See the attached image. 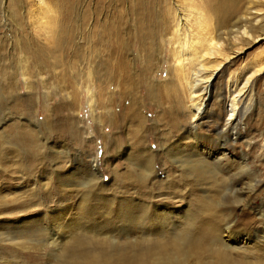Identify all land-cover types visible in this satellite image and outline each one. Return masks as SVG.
Returning a JSON list of instances; mask_svg holds the SVG:
<instances>
[{
    "label": "rangeland",
    "instance_id": "374dc122",
    "mask_svg": "<svg viewBox=\"0 0 264 264\" xmlns=\"http://www.w3.org/2000/svg\"><path fill=\"white\" fill-rule=\"evenodd\" d=\"M42 2L46 3L47 7L39 5L38 0H0V100L3 104L0 105L3 106L0 108L1 233L13 227L34 223L45 215L48 208H54L51 200L43 198L45 197L43 186H47L48 183L49 186H57L55 172L63 174L64 184L69 186L68 189L76 191L79 190L76 186L86 182L88 178L86 168L91 167L94 160L97 162L101 177L97 182L105 189L103 198L110 199V194H113L114 198L110 200H116L114 202L130 198L139 201L135 196L129 195L134 192L131 189L136 186H155V190L149 191L150 196L155 198L148 203L157 201L158 208L165 206L168 213L174 217L176 223L174 227H180L178 223L181 222L180 215L183 212H194V199L205 194L213 196L211 192H219L217 188L220 186L222 192L223 186L230 185L231 181L233 186L238 185L244 189L247 186H259L250 195L246 206L235 205L236 215L245 210L251 217L258 212L264 213L262 208L264 205V69L252 76L247 88L248 93L246 92L245 99L239 104L237 131L242 140L233 141L231 131L227 128L223 129L227 118L228 84L230 82L235 85L237 82V86L241 87L249 75L246 72L247 66L264 55V37L243 41L242 54L227 63L222 73L212 83L213 96L205 103L200 114L201 118L195 122L196 126L192 130L195 135L188 138L184 130L189 127L186 110L187 91L184 85L177 84L176 75L170 69L169 45L163 51L166 54L163 64L155 69L156 56H158L156 50H159V45L162 43L158 32L153 39L144 38L147 40L143 44L132 43L136 42L137 30H164L160 18L164 6H161L157 0H42ZM46 8L47 10L55 8L56 12L47 15ZM54 30H61L60 38H57L59 41L53 39ZM113 30H118L119 37L128 44L123 56H128L129 52L139 55L140 51H136L138 48L144 50V53L141 52L138 56L141 57L138 68L141 62H144L142 59L151 57L150 61H153L152 78L159 83L157 101L149 100L145 94L141 85L144 79L136 85V93L142 101L141 111L143 114L146 113L148 119L142 125L143 131H138L137 123L125 120L121 115V98L117 95L119 88L114 87L116 84L114 81L110 82L112 86L109 87V91L114 98L107 114L112 117L110 112L115 111L117 122L114 126L110 125L106 118L102 120L103 123L98 122L100 95L97 93L99 91L97 84L105 74V69L104 66L96 65L100 60L98 56L107 60L112 54L110 44L113 41ZM254 34L253 39L261 36L258 32ZM24 78L30 84L28 90L24 85ZM12 83L11 88L9 86ZM4 94L5 96H2ZM15 96L23 101H30L18 109L14 104ZM172 110H175L174 113ZM165 112L169 113L176 123L178 121L181 124L184 121L180 129L177 128L174 132L168 128L169 118L164 115ZM61 126L66 128L70 126L75 130L73 132L63 130L60 135L57 131ZM28 128L35 134L25 131ZM222 129L227 138L225 147L219 146L216 141L217 132ZM37 135L41 140H35L32 145V139H37ZM26 143L34 148H29V152L32 151L29 158L24 149ZM37 145L40 147L37 148ZM195 145L199 151H204L207 162L212 165L211 169L222 162L219 174L222 175L221 179L218 178L217 181L210 177L205 181L198 179L196 172L181 170L173 165L170 162L172 158L166 154H174L180 146L189 151L193 147L195 153L197 150ZM147 147L152 151L154 172L149 181L143 179L146 166L137 162L135 167L129 163V160H134L131 156L141 155L142 152H146ZM61 152L65 155L61 156ZM23 157L26 160L22 161ZM219 157L222 158L217 161ZM27 159L31 165L25 167ZM180 178L183 180L182 183L178 182ZM86 185L90 186L89 183ZM35 186L39 188L36 192L40 199L29 202L35 201L34 203L42 205L23 206L21 199L15 201V198L23 197L21 194L25 191L30 192ZM119 186L124 188L115 191ZM244 189L243 199L247 193ZM223 193V195L218 193L214 198L215 203H225V207H231V196L229 197L227 192ZM159 194L167 197L169 195L170 198L156 196ZM74 196L75 193H66V197L60 200L65 208L75 207L79 203V199ZM107 215L98 210L97 224L106 223L113 230L112 227L117 221L112 213L109 215L111 218ZM6 226L8 230H5ZM256 227L264 230V224H256ZM30 228L34 230V227ZM14 229L19 231L18 228ZM171 234H165L163 238L170 241L173 238ZM49 252L47 250L43 254ZM186 264H195V259L188 258Z\"/></svg>",
    "mask_w": 264,
    "mask_h": 264
},
{
    "label": "bare ground",
    "instance_id": "6f19581e",
    "mask_svg": "<svg viewBox=\"0 0 264 264\" xmlns=\"http://www.w3.org/2000/svg\"><path fill=\"white\" fill-rule=\"evenodd\" d=\"M157 1L161 6H164L163 14L160 15L164 30H137L136 42L132 43L136 45L137 42H141L143 44L147 40L144 38L152 37L153 39V36H156L158 32L162 43L160 42L159 50H156L158 56H156L157 65L154 66L155 69H158V65L163 64V58L166 55L163 51L169 45L170 69L176 75L177 84L184 85L187 91L186 110L188 111L187 125L189 127L184 130L189 138L195 135L192 131L196 126L195 122L201 118L200 114L205 103L213 96L212 83L222 73L225 65L242 54L243 41L264 37V0ZM38 4L47 7L42 0H38ZM54 9L47 10L46 8L47 15L49 13L54 14L56 12ZM255 32L261 33V36L253 39ZM112 33L113 41L110 44L112 54L107 60L98 56V60H100L96 65L97 67L104 66L105 69V74L102 75L97 84L99 89L97 93L100 95L98 122L103 123L104 118L112 126L117 122L115 111L110 112L112 117L107 114L114 98V95L109 91V87L112 86L110 82L114 81L116 83L114 87L119 88L117 95L121 98V115L125 120L137 123L138 131H143L142 125L148 119L146 113L143 114L141 111L142 105L140 106V104L142 101L139 99V94L136 93V85L144 79L141 85H143L145 94L149 100L157 101L159 83L152 78L153 61H150L151 57L142 59L144 62H141L140 68H138L141 58L138 56L141 52L144 53V50L138 48L136 51H140L139 55L129 52L128 56H123L124 52L127 51L128 44L119 37L118 30H113ZM60 35L61 30H54L53 39L59 41L57 38H60ZM57 65L60 66V64ZM263 69L264 55L247 66L246 72L249 75L247 74L248 77L245 78L241 87L237 86V82L235 85L230 82L228 84L227 118L223 129L227 128L231 131L233 141L242 140L237 131L239 104L246 97L245 94L248 91L247 88L252 76L260 73ZM24 85L27 90L30 88L26 78H24ZM9 87L12 88L13 83ZM15 99L14 104L18 109L30 101H23L16 96ZM2 107L0 106V108ZM164 115L169 118L167 119V126L171 130L180 129L179 127L183 125L184 121L181 124L178 121L176 123L169 113L165 112ZM33 126L37 128L36 125ZM223 129L217 132L218 138L216 140L221 147H225L227 144ZM63 130L73 132L75 129L70 126L67 128L61 126L60 130L57 131L58 134L61 135ZM25 131H28L29 134H35L29 128ZM77 136L79 137V135ZM102 139L104 138L102 137ZM35 140H41L40 136L37 135V139H32V145ZM32 145L26 143L24 146L28 158L32 152H29ZM39 147L40 145H37V148ZM178 148L179 150L172 155L166 153L169 158H172L170 162L173 165L181 170L187 169L189 172H196V177L203 179V181L207 177L214 178L216 181L218 178H222V175H219L222 162L216 163L217 165L211 169L212 165L207 162L204 151H199L197 147L195 153L193 147L191 151L182 146ZM23 154L25 155V153ZM63 154L65 155V153ZM131 157L134 160H129V163L135 167H137L135 164L137 162L146 166L143 179L149 181L154 173L152 170L153 155L150 148L147 147L146 152H142L141 155ZM222 157L224 158V156ZM222 157H219L217 161H220ZM21 160H26V158L23 157ZM26 163L25 167L28 164L31 165L29 160ZM86 169L89 179L87 178L84 184L80 183L79 186H76L79 188L76 191L68 189L69 186L63 182V174L58 171L55 172L59 186L57 183V186H49V183L47 186H43L45 188V197L43 196V198L48 201L51 200L54 203V208H48L45 215L34 223L13 227L10 230L6 226L5 230L8 231L0 232V264H32L33 262H37L36 264H186L188 258L195 259V264H264V230L256 227V224H264V213L255 214V212L253 217L250 216L249 212H245L246 210H243L244 212L239 213V215L235 213V205L246 206L250 195L259 186H247L244 189L238 185L233 186V181H231L230 185L223 186L222 192H220V186L217 188L219 192H211L213 196H208V194L203 197L199 196L193 200L194 212H183L180 215L181 222L178 223L180 227H174L176 224L173 220L174 217L168 213L165 206L162 205L163 207L158 208L157 201L148 203L155 198L149 194V191L155 190V186H136L131 189L134 192L129 195L135 196L139 201H134L136 199L133 200L129 197L131 200L120 199L114 202L116 200H110L114 198L113 194L107 195L110 199L102 197L105 189L103 186H99V182H97L101 177L96 160L92 161L91 167ZM47 176L49 177L48 174ZM182 181V178L178 179V182L182 183ZM87 183L90 186H87ZM122 188L124 187L119 186L115 191L122 190ZM38 189L35 186L30 192L25 191L21 194L23 197L15 198V201L21 199L23 206L30 204L39 207L42 204L34 203L35 201L29 202L40 199L36 192ZM243 189L247 191L246 196L244 195L245 199H243ZM223 192H227L228 196H231V207H225V203H215L214 198L218 193L223 195ZM66 193H75L74 197L79 199V203L75 207L70 206L67 209L60 201L66 197ZM168 198H170L169 195ZM94 201H97L96 204H91ZM112 206H114V212H112ZM98 210L107 213V216L111 213L114 215L117 222L112 227L113 230L106 223L99 225L98 222L97 224L96 212ZM31 226L34 227V230L30 228ZM14 228H18L19 231ZM168 233L173 235L170 241L163 238V235ZM5 246L12 248L9 249ZM47 250L51 253L43 254Z\"/></svg>",
    "mask_w": 264,
    "mask_h": 264
}]
</instances>
